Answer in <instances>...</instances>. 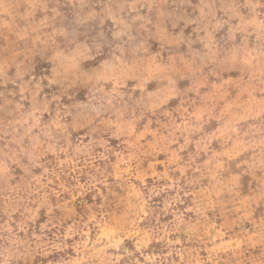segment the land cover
I'll list each match as a JSON object with an SVG mask.
<instances>
[{
  "label": "clouds",
  "instance_id": "1",
  "mask_svg": "<svg viewBox=\"0 0 264 264\" xmlns=\"http://www.w3.org/2000/svg\"><path fill=\"white\" fill-rule=\"evenodd\" d=\"M0 264H264V0H0Z\"/></svg>",
  "mask_w": 264,
  "mask_h": 264
},
{
  "label": "rangeland",
  "instance_id": "2",
  "mask_svg": "<svg viewBox=\"0 0 264 264\" xmlns=\"http://www.w3.org/2000/svg\"><path fill=\"white\" fill-rule=\"evenodd\" d=\"M164 159L163 154H161L160 156L157 157V161H159L160 163H158L156 166L157 167H162V161ZM90 199V197H89ZM229 245L228 242L225 241L222 244H218L217 250H216V254H223L224 251H226L228 249Z\"/></svg>",
  "mask_w": 264,
  "mask_h": 264
}]
</instances>
